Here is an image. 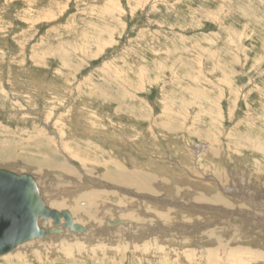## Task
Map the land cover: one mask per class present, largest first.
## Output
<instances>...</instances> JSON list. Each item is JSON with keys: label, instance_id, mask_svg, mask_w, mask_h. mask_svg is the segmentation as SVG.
<instances>
[{"label": "rangeland", "instance_id": "1", "mask_svg": "<svg viewBox=\"0 0 264 264\" xmlns=\"http://www.w3.org/2000/svg\"><path fill=\"white\" fill-rule=\"evenodd\" d=\"M0 168L53 209L89 188L109 219L145 196L172 215L140 209L165 229L144 253L91 230L99 246L30 241L16 264H264V0H0Z\"/></svg>", "mask_w": 264, "mask_h": 264}, {"label": "bare ground", "instance_id": "2", "mask_svg": "<svg viewBox=\"0 0 264 264\" xmlns=\"http://www.w3.org/2000/svg\"><path fill=\"white\" fill-rule=\"evenodd\" d=\"M114 42V41H113ZM15 173H18V172H15ZM20 174V173H19ZM22 174V173H21ZM28 174V173H27ZM127 174V173H126ZM132 174V173H131ZM134 174V173H133ZM256 174V173H255ZM31 175V174H30ZM136 174H134V176H135ZM133 176V175H132ZM144 176V175H143ZM146 176V175H145ZM144 176V177H145ZM254 176V175H253ZM258 176V175H257ZM34 177V176H33ZM129 177V176H128ZM142 177V176H141ZM130 178H133V177H130ZM134 178H136V177H134ZM35 179V178H34ZM137 179H140V180H137L136 182H137V189H138V192H145V191H147V192H151V194H152V191H153V188H151L150 186H149V184H148V182H147V179H145V178H138L137 177ZM256 179H257V177H256ZM135 180V179H134ZM150 181H151V179H150ZM35 182H36V180H35ZM133 182V181H132ZM246 183H248V182H246ZM79 184V183H78ZM81 184V183H80ZM132 184V183H131ZM249 184V183H248ZM36 185H37V182H36ZM263 186V185H262ZM243 187H244V185H243ZM246 187V186H245ZM93 189V188H92ZM37 190H38V192H39V195L41 196V199L43 200V202H44V204L45 205H47V203H46V201L44 200V198L42 197V195H41V191H40V189H39V187L37 186ZM84 190V189H83ZM95 190V189H94ZM97 191V190H96ZM155 191V190H154ZM79 192H80V190H79ZM94 191L93 190H91V189H89V188H85V190L83 191V192H81V193H73V192H69V196H68V200L65 202V203H67V206H70L69 208H70V210L69 209H65V208H63L64 206H63V202H64V199L65 198H60L59 200H58V202H61V203H57L56 202V206H62V208H63V210H58V209H53V208H51V207H49L48 205H47V207L49 208V209H52V210H57V211H59V212H61V211H67L68 213H69V215H70V217H71V221H72V224L73 225H79L80 227H81V230L80 231H71V230H69V229H66V228H64V221H63V219H61V223H60V225H57V226H55V227H53V225H52V221L51 220H48L44 225H41V223L39 222V224L43 227V228H45V229H48V230H52V229H57L58 230V232L57 233H52V234H49L47 237H45V238H43V239H32V240H28V241H26V242H24L23 244L24 245H22L21 246V248H22V250H24V252H22V251H18L17 252V250L20 248V245H19V247L17 246L15 249H13V250H11L9 253H11L12 251H16V253H12V255H9V257L10 258H12V261L13 262H11L12 264L13 263H17L16 261H18V260H24V258H25V252H27V251H29V250H32V243L31 242H33V241H36V240H49V241H51V242H54V243H57V245H54V246H51V245H42L41 243V245H42V247H41V249H40V252H38V254H41L43 251H46V250H49V249H51V250H58L60 253H62V254H67V253H73V252H78V249L80 250V252L82 253V250L80 249L81 247V245H80V243H82V242H80V241H78L77 239L80 237V240H81V238H82V236H85L86 238H87V240H89V243L87 242L86 244H89V246H99L97 243V241H96V239H94L93 240V235H94V232L93 231H91V230H94L95 231V233H97V234H102V233H111L112 231V234H111V236H109V238H111V241L110 242H114L113 243V245H115V244H119V245H115V248L116 247H118L117 249H121L122 247H123V249H121V250H125V249H127L128 248V245H127V242L125 241L126 240V238H133V240L135 241L134 243L136 244L134 247H131L133 250V252L134 253H142L143 251H144V249L146 250V251H148L149 249H151V250H153V249H155V248H157V243H158V241H159V237H158V235H164V232H162V231H164L165 229L164 228H161V225L160 224H158V225H156L155 227H157V228H154L153 226H152V228H150L149 227V230H142L143 229V227H141V226H138V225H140V224H144V220H146V219H144V218H141L140 217V215L138 214V212L140 211V209H143L144 210V212L143 213H146V212H153V213H155L154 215L156 216V219H159V218H161L163 221H164V223L165 224H167V223H170L171 221H172V215H171V213H169L168 211H161V209H157V206H154V204L153 203H151V204H146L147 203V201H149V200H151V198L150 197H147V196H145L146 198H147V201H145V202H137V205L135 204L134 205V207H135V212L133 211V212H131V213H129L128 215H129V217H130V219H126L124 216H126L127 214H125L126 212V210L125 209H123V211L121 210V206H120V209H117V208H115V209H117V210H119L120 211V216L122 217V218H113V219H109V218H107V216H104V214H99V204H102V202H100V199L99 198H97L95 195H94ZM156 193V192H155ZM112 194V193H111ZM244 194V193H243ZM104 195H106V193L105 194H103V197H104ZM150 195V194H149ZM108 196V195H107ZM111 196V195H110ZM120 196V195H119ZM66 198H67V196H65ZM106 197V196H105ZM112 197H113V195H112ZM112 197H111V199H112ZM115 197V196H114ZM117 197H118V195H117ZM122 198H124V197H122ZM141 198V197H140ZM215 198V197H214ZM107 199H109V198H107ZM154 199V198H153ZM50 200H53V199H50ZM61 200V201H60ZM101 201H102V198H101ZM120 201H122V200H120ZM225 201V200H224ZM53 202V201H52ZM124 202V201H123ZM126 202V201H125ZM120 203V202H119ZM69 204V205H68ZM121 204H123V203H121ZM144 204H146V205H144ZM66 205V204H65ZM118 206V207H119ZM146 206V207H145ZM123 207V206H122ZM126 207V206H125ZM133 207V208H134ZM127 208V207H126ZM112 209L113 208H107L105 211H104V213H105V215H109V213L112 211ZM137 211V212H136ZM128 212V211H127ZM124 213V214H123ZM260 214V213H259ZM82 215V217H80ZM142 215V214H141ZM84 216V217H83ZM86 216H89V218H87V219H89L88 221H86ZM109 217V216H108ZM83 218H84V220H83ZM150 218H152V217H150ZM155 218V217H154ZM153 219V218H152ZM100 220H102V222L100 221ZM142 220H143V223H142ZM147 220H149V219H147ZM150 221H153V220H151L150 219ZM115 222V223H114ZM259 222H261V221H259ZM80 223H82V224H80ZM87 223H90V224H92V225H95V226H101V224H104V226H103V228L101 227L100 229H98V227L97 228H91V225L89 224L88 226L86 225ZM109 223H111V225L109 224ZM134 223H136L135 225H134ZM159 223V222H158ZM263 224V223H262ZM165 226V225H164ZM263 227H264V224L262 225ZM133 228L137 231V230H139L138 232H136V233H138V236L137 237H135L134 235H133V232L134 231H132L133 230ZM258 228V227H257ZM262 228V227H261ZM171 229V228H170ZM190 229V228H189ZM132 231V232H131ZM187 231V230H186ZM149 233L150 234H152V235H154L151 239H148V240H143L144 242H142V243H140L141 241H140V239L142 238H145V239H147L149 236H151V235H149ZM235 233V232H234ZM84 234V235H83ZM241 234V233H240ZM247 234V233H246ZM96 235V234H95ZM140 235V236H139ZM261 235H263L264 236V234H260V235H258L256 238V241L253 239L252 241H251V243H253L255 246H257V244H258V246H262V248H264V244L262 245V243L260 242L261 241V239L263 238V237H261ZM68 237V236H70V238H67L66 240H65V237ZM75 236L76 237H78L77 239L75 238ZM205 236V238H203ZM202 238V240H206V241H210L211 243L210 244H212L213 243V241L215 242V244L217 243L218 244V247H216V248H219L220 249V251L221 250H224V245H223V237H224V234H222L221 232H220V230H214V231H210L208 234H205ZM113 237H115V241H118V242H115L114 240H112L113 239ZM245 237V236H244ZM163 238V237H162ZM254 238V237H253ZM259 238H261V239H259ZM141 239V240H142ZM234 239V238H233ZM264 239V238H263ZM185 240V239H184ZM31 241V242H30ZM82 241V240H81ZM40 242V241H39ZM80 242V243H79ZM123 242H126V243H123ZM171 242V241H170ZM169 242V243H170ZM202 242V241H201ZM96 243V244H95ZM123 243V244H122ZM128 243H131V242H128ZM207 243V242H206ZM263 243H264V240H263ZM52 244V243H51ZM201 244V243H200ZM261 244V245H260ZM61 245H63L62 247H61ZM80 245V246H79ZM101 245V244H100ZM121 245V246H120ZM35 246H37V245H35ZM106 246V245H105ZM163 246V245H162ZM93 247V248H94ZM101 247H102V245H101ZM34 248V247H33ZM85 248V246L83 247V249ZM99 248V247H98ZM258 248V247H257ZM261 248V249H262ZM86 249V248H85ZM102 249H105V248H103L102 247ZM107 250H109V248H106ZM106 249H105V251H106ZM87 250V249H86ZM93 250H95V249H93ZM97 250V249H96ZM99 250V249H98ZM97 250V251H98ZM205 250V249H204ZM88 251V250H87ZM145 251V252H146ZM250 251V250H249ZM80 252H78V253H80ZM86 252V251H85ZM216 252V251H215ZM219 252V251H218ZM9 253H7V254H9ZM144 253V252H143ZM149 253H150V251H149ZM152 253V252H151ZM7 254H4V255H7ZM88 254V253H87ZM100 254V253H99ZM141 255V254H140ZM1 256H3V255H1ZM8 256V255H7ZM200 256V255H199ZM209 256V255H208ZM8 257V258H9ZM9 260V259H8ZM20 262V261H19ZM23 263V262H22Z\"/></svg>", "mask_w": 264, "mask_h": 264}, {"label": "water", "instance_id": "3", "mask_svg": "<svg viewBox=\"0 0 264 264\" xmlns=\"http://www.w3.org/2000/svg\"><path fill=\"white\" fill-rule=\"evenodd\" d=\"M61 219L64 228L81 230L79 225L72 224L67 211L52 210L44 204L32 175L0 168V256L28 240L57 233V229L48 230L41 225L51 220L55 227Z\"/></svg>", "mask_w": 264, "mask_h": 264}]
</instances>
